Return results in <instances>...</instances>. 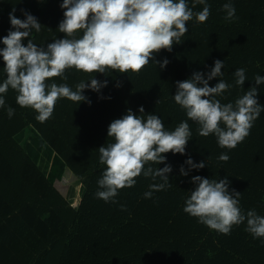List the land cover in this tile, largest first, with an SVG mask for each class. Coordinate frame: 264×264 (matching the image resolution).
I'll list each match as a JSON object with an SVG mask.
<instances>
[{
	"label": "trees",
	"instance_id": "16d2710c",
	"mask_svg": "<svg viewBox=\"0 0 264 264\" xmlns=\"http://www.w3.org/2000/svg\"><path fill=\"white\" fill-rule=\"evenodd\" d=\"M187 2L194 13L204 7L195 0ZM230 2L236 9L231 21L225 19L222 7L229 0H207L208 19L201 23L194 16L186 22L188 32L181 43L173 44L171 51L154 53L139 72L106 68L105 74L85 73L73 67L65 70L66 80L50 78L47 82L66 83L73 90L92 76L106 80L107 86L98 92L85 89L82 94L90 103L59 98L44 122L36 119L32 108L19 106L16 91L8 89L6 106L15 112L9 118L0 108V264H264V238L254 239L245 230L246 221L225 235L183 211L195 188L190 182L193 176L217 181L227 176L230 190L241 193V211L255 210L264 216V112L243 142L228 149L221 148L212 134L200 136V125L172 99L177 81L194 71L206 73L217 59L224 61L221 79L232 85L217 97L222 104L234 103L255 85L257 74L264 76V0ZM61 3L0 0V37L11 28L9 14L23 19V10L42 25L29 37L35 44L46 46L63 38L65 34L57 29L64 18ZM164 59L169 63L160 69L158 62ZM3 67L0 59V81L6 78ZM239 68L247 77L242 87L235 84L234 72ZM217 82L214 78L209 86ZM256 87L257 99L264 105V85ZM141 106L143 114L138 111ZM129 109L136 115L160 116L169 131L187 121L192 137L185 155L162 154L172 167L171 187L153 191L146 199L149 186L161 181L142 172L134 186L118 191L117 203H106L95 195L106 167L99 163L98 149L114 142L107 137V127ZM221 153H227L229 160H218ZM189 156L194 162L206 159L207 165L181 176L179 169L183 165L187 170L184 161ZM149 166L159 169L164 164H145ZM66 169L83 188L77 206L55 186Z\"/></svg>",
	"mask_w": 264,
	"mask_h": 264
},
{
	"label": "clouds",
	"instance_id": "9594fccd",
	"mask_svg": "<svg viewBox=\"0 0 264 264\" xmlns=\"http://www.w3.org/2000/svg\"><path fill=\"white\" fill-rule=\"evenodd\" d=\"M204 5L194 13L187 0H62L63 20L58 25L61 39H54L46 46L37 45L29 37L33 30L41 31L37 18L22 10L23 19L9 14L11 28L7 35L0 37V59L4 62L6 78L0 81V108L6 109L11 118L15 110L6 106L5 96L11 88L17 93L16 102L21 107H30L36 119L44 122L52 116L59 98L73 102H88L82 94L85 89L99 91L107 86L93 76L82 80L75 90L66 83L47 82L50 78L66 80L65 70L75 68L85 73L105 74L110 68L119 73L139 72L153 54L160 49L172 50L173 44H180L181 37L188 32L186 22L195 19L205 22L210 15L207 0H195ZM194 6V5H193ZM225 19L231 21L236 9L230 2L225 3ZM27 40L25 44L24 41ZM157 63V62H154ZM159 63L163 69L169 61ZM224 61L217 59L209 71H194L192 75L175 83L174 102L186 113L189 120L200 125L198 134L207 137L214 135L221 148L233 149L249 135L253 123L264 105L257 99L256 86L264 85V76L256 75L255 85L234 103L222 104L220 97L232 85L221 79ZM235 84L242 87L247 80L245 69L234 72ZM217 79L214 86L209 81ZM88 81V83H85ZM139 113H144L141 106ZM162 118L156 114L136 115L130 109L113 120L107 127V137L114 142L99 147V163L105 165L102 177L97 181L96 196L107 202L117 203L118 191L136 184L135 178L141 175L160 178V183L151 184L144 193L151 198L153 191L171 187L169 175L172 167L164 153L185 155L186 145L192 132L187 121H181L173 131L165 128ZM227 153H221L218 160H229ZM164 164L162 168H145V164ZM179 169L181 176H188L193 169L199 171L207 165L206 159L194 162L189 156ZM195 185L185 199L183 211L198 218V222L221 234H229L234 225L246 221V231L254 239L264 238V216L255 210L246 214L240 208V192L230 190L227 176L217 181L199 175L190 181ZM121 210L124 206L121 205Z\"/></svg>",
	"mask_w": 264,
	"mask_h": 264
},
{
	"label": "rangeland",
	"instance_id": "374dc122",
	"mask_svg": "<svg viewBox=\"0 0 264 264\" xmlns=\"http://www.w3.org/2000/svg\"><path fill=\"white\" fill-rule=\"evenodd\" d=\"M48 150H49L48 147L44 150V158H46L48 154ZM67 171L71 173L73 176L71 175L69 176V174H67ZM78 183L79 182L76 180L75 175L69 169H66L62 179L57 180L55 186L61 193H63L71 201H72L71 197H75V201H73L72 203L73 205L77 206V203L79 202L81 194L83 192L82 186H80Z\"/></svg>",
	"mask_w": 264,
	"mask_h": 264
},
{
	"label": "crops",
	"instance_id": "0c3cea01",
	"mask_svg": "<svg viewBox=\"0 0 264 264\" xmlns=\"http://www.w3.org/2000/svg\"><path fill=\"white\" fill-rule=\"evenodd\" d=\"M67 174H69V176L71 175V176H73L71 173H69L68 171H67ZM57 182V181H56ZM80 186H81V184L80 183H78ZM63 194V193H62ZM64 195V194H63ZM65 196V195H64ZM72 198V202L73 201H75V197H71ZM78 204V203H77Z\"/></svg>",
	"mask_w": 264,
	"mask_h": 264
}]
</instances>
